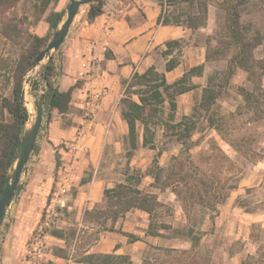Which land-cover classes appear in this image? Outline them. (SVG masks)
I'll return each instance as SVG.
<instances>
[{
  "label": "trees",
  "instance_id": "1",
  "mask_svg": "<svg viewBox=\"0 0 264 264\" xmlns=\"http://www.w3.org/2000/svg\"><path fill=\"white\" fill-rule=\"evenodd\" d=\"M20 1L0 0V38L12 49V53L0 55V76L4 80V87L1 89L8 90L7 94H0V194L9 177V170L16 160L25 126L31 116L25 105L23 83L29 72L37 66L35 58L50 37V34L39 37L30 32L28 26L31 22H28V17L16 18L6 15ZM28 1L33 8V24L41 20L49 5L56 0ZM103 4L104 0L89 3L88 21L102 14ZM158 4L160 13L156 20L157 25L197 30L207 24L208 0H158ZM218 8L220 15L216 21L217 29L207 36L204 62L222 61L225 65L223 69L215 70L207 76L205 85L201 87L200 98L189 115H183L175 121L176 98L200 87L194 84L192 79L203 76L204 63L192 66L172 83H168L164 73L158 72L153 66L123 82L124 94L120 105L121 115L128 129L129 149L126 156L130 158L139 147L156 153L144 173L132 168L133 172L126 173L122 182L104 189L105 208L102 210L95 206L83 210L82 222L88 221L103 227L109 221L113 225L124 218L126 213L138 210L149 217L145 237H164V233L169 232L172 237L187 239L191 248L195 249L203 235L201 227L205 218L208 217L213 224L218 216L217 206L223 204L230 191L236 188L235 184L227 187L218 185L219 181L215 182L206 171L193 163L189 152L196 145L192 138L200 129L207 127L217 132L222 130L223 119L216 108L218 101L224 98L230 89L240 98L243 108L251 114L252 121L257 122L264 118V19H242L244 13L264 11V0H222ZM62 17L63 13L57 12H50L46 16L45 22L49 31L54 33ZM258 17H262V14ZM164 46L162 56L169 57L181 48L182 43L180 40H171L165 42ZM259 50L262 51V56L256 57ZM178 65L179 60L171 56L166 60L164 71L170 72ZM39 68L40 66H37L36 70ZM238 72L245 75L250 88L232 84ZM40 74L45 84L43 113L49 115L54 109L60 114L67 113L73 88L59 92L54 87L57 66L52 56L42 67ZM36 88L37 84L34 85V89ZM131 95L136 96V101L131 99ZM165 104H168L166 116L163 110ZM138 124L141 125V134ZM158 132L161 133V138H173L181 147V154L172 156L167 167L159 165L162 150H157L155 144ZM230 146L238 151L234 143L230 142ZM37 149L35 142L32 153ZM146 177L152 180L149 187L159 192L169 189L181 201L187 222L185 227L176 229L162 221L161 210L165 205L158 200L156 193L141 188ZM238 201L242 203V200ZM194 205L199 206L196 218L190 213ZM239 205L243 207L242 204ZM103 230L115 231L112 226H104ZM49 235L67 242L65 232L60 229L51 230ZM122 235L127 238L128 243L141 241L131 233L124 232ZM69 236H74V232H70ZM59 257L66 260L65 255ZM77 263L131 264V260L128 255L114 252H85ZM240 264H264V259L257 252L255 255H248Z\"/></svg>",
  "mask_w": 264,
  "mask_h": 264
},
{
  "label": "rangeland",
  "instance_id": "2",
  "mask_svg": "<svg viewBox=\"0 0 264 264\" xmlns=\"http://www.w3.org/2000/svg\"><path fill=\"white\" fill-rule=\"evenodd\" d=\"M221 1L208 0V8L210 9L212 24L214 25L212 32L207 35H204V33L197 34L188 43L181 46L178 51H174L171 56L183 62V56L188 51L187 45L197 47L191 50L193 52L194 50L199 52L201 45L205 56L207 36L212 35L217 29L216 21L220 15L218 7ZM261 14L262 17H258ZM6 15L16 16V18L28 17V22H31V25L28 26L29 31L34 33L37 23L32 24L34 15L30 1L21 0ZM1 18L2 16H0ZM258 18L264 19V11L244 13L242 16L244 21H257ZM52 35L51 33L49 40ZM213 45L214 43H212ZM10 48L9 45L5 44L4 39L0 38V55L12 53ZM261 56L262 51H257L256 57ZM164 58L166 60L169 59L168 57ZM200 61L201 57L199 56L186 65L188 67V65L196 66L204 63V71L201 78L192 79L194 84L200 86L198 89L176 98L175 121H178L183 115L191 113L193 106L200 98L201 87L205 85L207 76L215 70L223 69L225 65L222 61L205 63L204 57L203 61ZM45 62L46 59L38 66ZM34 80L37 81V88L33 89L34 98H38L44 91L45 84L40 75V69L37 71L36 67L26 76L23 83L24 90L26 86L30 89ZM263 82L264 76L262 85ZM232 84L244 85L247 88L251 87L245 80V75L241 72L236 73ZM3 87L4 80L0 76V94H7L8 90H2L1 88ZM130 97L136 101L135 95ZM163 110L164 116H166L168 104H165ZM216 110L223 119L222 130L217 132L207 127L200 129L192 138L196 145L190 150L189 154L195 165L206 171L207 175L215 182L219 181L218 185L227 187L235 184L236 188L230 191L228 198L223 204L217 206L218 216L214 219L213 224L208 217L205 218L201 227L203 235L195 249L191 248V244L187 239L172 237L169 232H165L164 237H145L144 232L147 228L149 217L138 210L126 213L124 218L119 219L116 224L111 225L107 221L104 225L105 228L115 227L113 232L119 234L120 237H124L122 234L127 232L141 239L140 242L134 244V247H131L129 253H124L129 256L131 264H240L248 255H255L257 252L264 259V118L257 122L252 121L251 114L243 108L240 98L232 89L229 90L224 98L218 101ZM32 114L29 117V122L32 119ZM47 120L48 115L45 112L43 113L40 130L36 138L38 149L33 153L31 152L27 162L29 167L26 165V169L21 174L22 190L28 186L33 166L39 159L40 144L45 141ZM140 130L141 125L138 124V131ZM230 142L236 145L238 151L230 146ZM155 144L157 150H162L159 158V165L162 167L169 165L172 156L181 154L180 145L173 138H161L160 132L157 133ZM155 153L156 151L147 148H139L130 158H127L125 150L105 152L101 160L105 161L106 159L115 166L111 170L112 172L110 171L111 167L110 169H104L103 172L106 176L123 181L126 173L133 172L132 168L144 173ZM61 157L57 153L54 154L53 162L55 167L51 171L54 177L53 187L48 191L43 206L38 210L37 224L25 246V258L28 264H49V254L57 253L55 248L60 247L62 248V254L66 257L63 264H78L77 261L81 259L85 252L89 253L91 246L97 243L105 231L103 230L104 226L101 227L88 221L82 222V214L74 216L63 211L65 208V196L71 192L73 187L71 186L65 194H57L60 181L58 170L64 162L60 159ZM95 171L96 169L92 170L93 175ZM88 176H90V172H88ZM151 182L152 180L146 177L141 184V188L144 187L146 191L154 192L161 198L160 202L165 205V208L161 210L163 214L162 221L171 224L176 229L185 227L187 222L181 201L169 189L159 192L149 187ZM172 194L175 198L173 201L169 199ZM239 199L242 200V203H239ZM239 204H242L243 207ZM16 205L17 203L14 201L9 211L14 212V206ZM96 207L103 210L105 208V200L103 199ZM198 210L199 206L194 205L192 207L190 213L193 217H198ZM29 218L31 222L32 219L31 217ZM59 227L65 232L66 243L64 240L55 241L49 238V232ZM70 232H74V236H69ZM35 242H38L40 246V251L36 255L33 254ZM38 254L40 256H37ZM1 255L2 250L0 248V260Z\"/></svg>",
  "mask_w": 264,
  "mask_h": 264
},
{
  "label": "crops",
  "instance_id": "3",
  "mask_svg": "<svg viewBox=\"0 0 264 264\" xmlns=\"http://www.w3.org/2000/svg\"><path fill=\"white\" fill-rule=\"evenodd\" d=\"M69 2L56 0L51 3L37 22L34 34L39 37L53 34L45 18L50 12L63 13L60 25ZM88 8L89 4L79 7L63 43L52 54L57 66L54 87L59 92L73 88L69 110L60 114L54 109L48 115L45 141L40 144L39 159L33 166L29 184L11 202L9 209L14 201L17 203L14 212L7 210L0 227V264H28L25 246L37 224L38 210L53 187L51 171L55 167V153L64 161L58 170L60 180L67 178L73 187L65 196L63 211L67 214L80 216L83 210L92 209L103 201L104 189L122 182L106 176L104 169L111 167V171L115 165L101 159L105 152L120 149L127 152L129 149L128 129L120 105L123 82L153 66L172 83L192 67L186 65L193 59L200 56V62L203 61L204 49L200 45L199 52H193L191 50L197 47L187 45L183 62L179 61L175 69L165 72L166 59L162 56L165 42L180 40L183 46L197 34H210L214 28L209 8L206 26L197 30L157 25L158 0H104L102 14L92 21L87 20ZM33 99V91L26 86L24 100L30 115L33 112L29 105L32 106ZM93 169H96L94 175ZM169 199L173 201L174 195ZM158 200L161 201L159 196ZM49 238L63 241L51 235ZM126 239L104 231L89 253H129L131 247L140 242L128 243ZM55 249L57 253L49 254V264H63L65 259L59 257L64 255L62 248Z\"/></svg>",
  "mask_w": 264,
  "mask_h": 264
},
{
  "label": "water",
  "instance_id": "4",
  "mask_svg": "<svg viewBox=\"0 0 264 264\" xmlns=\"http://www.w3.org/2000/svg\"><path fill=\"white\" fill-rule=\"evenodd\" d=\"M94 1L96 0H70L69 4L66 7L64 20L56 28L51 39L48 41L46 46L42 50H40L35 58L37 66L46 59V62L40 66V71L42 67L46 65L47 61L51 58L52 53L56 51L63 43L65 37L67 36L71 23L79 10V7L87 5ZM36 82V80L33 81L32 85L30 86V91H33ZM43 97L44 91L38 98H34L32 100V119L30 122L28 120L25 126L16 155V160L9 170V177L0 194V227L4 221L7 210L9 209L12 200L17 198L22 190V183L20 182V178L22 172L26 169L28 158L32 152L38 132L40 130L43 117Z\"/></svg>",
  "mask_w": 264,
  "mask_h": 264
},
{
  "label": "built area",
  "instance_id": "5",
  "mask_svg": "<svg viewBox=\"0 0 264 264\" xmlns=\"http://www.w3.org/2000/svg\"><path fill=\"white\" fill-rule=\"evenodd\" d=\"M80 138H83V137L81 136ZM69 188H70V185H69L68 179L64 178L63 180H60L58 183V193L57 194H60V195L65 194ZM38 251H40V246H39L38 242H35L33 245V252H34L33 254L36 255L38 253ZM37 256H40V255L38 254Z\"/></svg>",
  "mask_w": 264,
  "mask_h": 264
},
{
  "label": "bare ground",
  "instance_id": "6",
  "mask_svg": "<svg viewBox=\"0 0 264 264\" xmlns=\"http://www.w3.org/2000/svg\"><path fill=\"white\" fill-rule=\"evenodd\" d=\"M28 105V104H27ZM29 107L31 108L32 106L31 105H29Z\"/></svg>",
  "mask_w": 264,
  "mask_h": 264
}]
</instances>
